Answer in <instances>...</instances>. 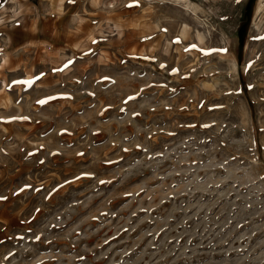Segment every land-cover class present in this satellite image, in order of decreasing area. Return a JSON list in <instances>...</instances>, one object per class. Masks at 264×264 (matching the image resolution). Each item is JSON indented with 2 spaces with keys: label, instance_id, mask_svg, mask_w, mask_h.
Wrapping results in <instances>:
<instances>
[{
  "label": "rangeland",
  "instance_id": "1",
  "mask_svg": "<svg viewBox=\"0 0 264 264\" xmlns=\"http://www.w3.org/2000/svg\"><path fill=\"white\" fill-rule=\"evenodd\" d=\"M0 197V264H264V0H0Z\"/></svg>",
  "mask_w": 264,
  "mask_h": 264
},
{
  "label": "snow or ice",
  "instance_id": "2",
  "mask_svg": "<svg viewBox=\"0 0 264 264\" xmlns=\"http://www.w3.org/2000/svg\"><path fill=\"white\" fill-rule=\"evenodd\" d=\"M70 2H73V0H70ZM132 5H129V7H131ZM165 31H166V29H165ZM94 43H95V41H93ZM219 51H222V52H227V49H221V50H219ZM69 63H71V62H69ZM65 67H67V65H65ZM27 83H29V84H31L32 82L31 81H27ZM49 99H52V98H49ZM129 100H131V99H134V97H129L128 98ZM48 101L47 100H39V101H37V103H39V104H46ZM122 111H123V109H122ZM134 115H139V113H135ZM15 119V118H14ZM22 119H25V120H27V119H29L28 117H22ZM125 151H127V149H125ZM80 155H83L82 153L80 154ZM43 163V162H42ZM100 183H105V181H103V180H101L100 181ZM29 187H31L30 185H26L25 186V188H29ZM24 189H21V191H23ZM3 199H6V197H0V200H3ZM37 239H39V237H37Z\"/></svg>",
  "mask_w": 264,
  "mask_h": 264
}]
</instances>
